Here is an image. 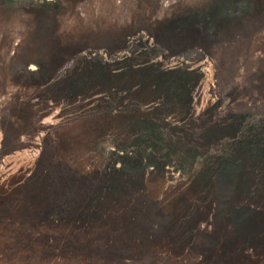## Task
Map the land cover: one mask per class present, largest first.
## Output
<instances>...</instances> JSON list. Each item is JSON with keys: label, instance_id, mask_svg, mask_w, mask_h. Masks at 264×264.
Listing matches in <instances>:
<instances>
[{"label": "rangeland", "instance_id": "rangeland-1", "mask_svg": "<svg viewBox=\"0 0 264 264\" xmlns=\"http://www.w3.org/2000/svg\"><path fill=\"white\" fill-rule=\"evenodd\" d=\"M0 264H264V0H0Z\"/></svg>", "mask_w": 264, "mask_h": 264}, {"label": "crops", "instance_id": "crops-1", "mask_svg": "<svg viewBox=\"0 0 264 264\" xmlns=\"http://www.w3.org/2000/svg\"><path fill=\"white\" fill-rule=\"evenodd\" d=\"M241 251L237 252L238 254H236L235 256L232 257V259L236 262V263H241L242 261L246 260V256H240ZM231 256H229L228 258H230Z\"/></svg>", "mask_w": 264, "mask_h": 264}, {"label": "bare ground", "instance_id": "bare-ground-1", "mask_svg": "<svg viewBox=\"0 0 264 264\" xmlns=\"http://www.w3.org/2000/svg\"><path fill=\"white\" fill-rule=\"evenodd\" d=\"M23 1V0H22ZM48 1V0H47Z\"/></svg>", "mask_w": 264, "mask_h": 264}]
</instances>
